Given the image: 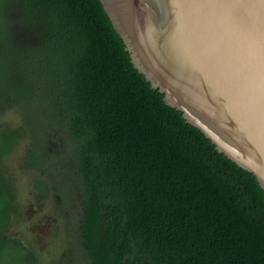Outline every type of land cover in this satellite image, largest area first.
<instances>
[{
  "label": "trees",
  "instance_id": "trees-1",
  "mask_svg": "<svg viewBox=\"0 0 264 264\" xmlns=\"http://www.w3.org/2000/svg\"><path fill=\"white\" fill-rule=\"evenodd\" d=\"M164 97L101 0H0V115L23 119L0 130V264L40 263L7 235L25 136L40 196L72 206L73 264H264V189ZM53 144L72 193L50 183Z\"/></svg>",
  "mask_w": 264,
  "mask_h": 264
},
{
  "label": "water",
  "instance_id": "water-1",
  "mask_svg": "<svg viewBox=\"0 0 264 264\" xmlns=\"http://www.w3.org/2000/svg\"><path fill=\"white\" fill-rule=\"evenodd\" d=\"M135 67L264 189V0H101Z\"/></svg>",
  "mask_w": 264,
  "mask_h": 264
},
{
  "label": "rangeland",
  "instance_id": "rangeland-1",
  "mask_svg": "<svg viewBox=\"0 0 264 264\" xmlns=\"http://www.w3.org/2000/svg\"><path fill=\"white\" fill-rule=\"evenodd\" d=\"M23 119L18 109H12L0 115V130L6 126L18 127ZM31 139L23 137L14 152L4 160V172L13 178L14 189L21 206V216L11 226L7 235L23 241L33 253L37 254L39 264H73L76 247L74 244L79 228L67 231V214L70 218L71 205L64 203V208L54 194L48 198L40 196L35 183L43 177L41 173L28 165L29 147ZM64 147L57 144L48 145L58 160L48 165L50 183L55 190L71 192V184L66 178L65 169L70 164L66 157H62ZM74 211V210H73ZM67 213V214H66ZM73 231V232H72Z\"/></svg>",
  "mask_w": 264,
  "mask_h": 264
}]
</instances>
